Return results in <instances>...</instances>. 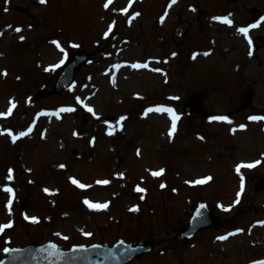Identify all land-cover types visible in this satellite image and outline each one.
<instances>
[{
  "label": "rangeland",
  "instance_id": "rangeland-1",
  "mask_svg": "<svg viewBox=\"0 0 264 264\" xmlns=\"http://www.w3.org/2000/svg\"><path fill=\"white\" fill-rule=\"evenodd\" d=\"M77 50L92 57L74 85L36 99ZM196 92L205 111L189 115ZM13 102L0 116V227L12 225L0 258L31 241L122 238L155 244L128 264L264 261V120L249 119L264 116V0H0V113ZM154 107L180 117L174 134ZM201 201L220 225L176 239Z\"/></svg>",
  "mask_w": 264,
  "mask_h": 264
},
{
  "label": "water",
  "instance_id": "water-1",
  "mask_svg": "<svg viewBox=\"0 0 264 264\" xmlns=\"http://www.w3.org/2000/svg\"><path fill=\"white\" fill-rule=\"evenodd\" d=\"M90 53L75 52L68 58L65 68L51 91L56 93L68 88L74 81L79 68L90 58ZM184 109L192 112L201 109V96H194L186 103ZM203 206V207H202ZM218 224L217 218L206 204L200 205L191 222L181 229L177 237H189L198 231ZM153 244L145 241L123 242L115 245L74 246L69 250L58 247L55 243L30 244L26 247L14 248L0 264H126L137 255H142L153 248Z\"/></svg>",
  "mask_w": 264,
  "mask_h": 264
},
{
  "label": "snow or ice",
  "instance_id": "snow-or-ice-1",
  "mask_svg": "<svg viewBox=\"0 0 264 264\" xmlns=\"http://www.w3.org/2000/svg\"><path fill=\"white\" fill-rule=\"evenodd\" d=\"M39 2H40V3H46L47 0H39ZM171 2H172V4H175V3L177 2V0H171ZM108 3L111 4V3H112V0H108ZM107 6H108V5H106V7H107ZM6 10H7V9H5V11H6ZM123 11H124L125 13H127L128 10H127V9H124ZM135 15L138 16L139 13H136ZM132 18L134 19L135 16H133ZM215 19H218V20H220L221 22L226 23V24H229V25L232 24L231 19L228 18V17H224V18H215ZM161 22H163V18H161ZM258 26H259L258 24H253V25H251L252 28H255V27H258ZM16 31L19 32V31H21V29L17 28ZM238 31H239L240 33L244 34V35L247 37V34H248V31H249V28H240ZM249 43L251 44V39H250V38H249ZM173 55H175V54H173ZM205 55H208V53H205ZM250 55H251V53H250ZM193 58H195V56H194ZM57 66H58V65H57ZM133 67H147V64H143V65H133ZM157 71H159V70H157ZM4 74L6 75L7 73H4ZM15 107H16V105H15V103L13 102L12 105H11V107L9 108L8 112H7V113H0V116L11 115V114H12V111H13V109H14ZM60 111H67V112H70V111H74V109H72V108H64V109H61ZM88 111L91 112V111H93V109H92V108H88ZM149 111H165V112H169L170 115H171V117H172V128H171L170 135L175 133V131H176V122L180 119V117H179L178 115H176L175 112H174L173 110L168 109V108H156V109H149ZM57 115H58V113H57ZM123 119H124V118L122 117V118H121V121H122ZM213 119H217V120H226V121H228L229 123H231V121L228 120L227 117H214ZM249 119H251V120H264V116H262V117H256V116H253V117H250ZM244 127H245L244 125H241V128H244ZM30 132H31V128L28 130V132L20 133V136L28 135ZM110 134H111V133H110ZM20 136L13 135V136H12L13 142H15V140L19 139ZM260 162H261V161H256L255 163H251V164H244V163H242V164H240V165L237 166L236 171H237V173H240L241 168H245V167H247V168L256 167ZM162 174H163V170H160V171H158V172H154V173H153V175H155V176H159V175H162ZM8 179H9V180L12 179L11 174H9ZM209 180H211V177H207V178H205V179L198 180V181H196L195 183L203 184V183H207ZM241 180H242V183H241V192H242V191H243V177H241ZM73 183L78 184L80 187H86V186L83 185V184H79V182L76 181V180H73ZM98 183H105V184H106V183H109V182H108V181H100V182H98ZM162 187H163V185H162ZM5 190L8 191V192H10V193H12L13 198L15 197V193H14V190H13V189H11V188H7V189H5ZM45 191L47 192V191H49V190L45 189ZM137 191L143 192L144 189H141V188L138 187V188H137ZM239 195H240V194H238V196H239ZM85 203L88 204V206H89L90 208H94V209H106V208L108 207V204H107V203H105V204H93V203H91V202H89V201H85ZM236 203H239V199H237ZM8 207H9V209H11V201L9 202ZM202 207H203V206H202ZM132 210H133V211H136V210H138V209H132ZM26 219H28V217H26ZM31 219H32L33 222H38L36 218H31ZM11 226H12L11 224H7V225H4L3 227H0V232H2L5 228H9V227H11ZM234 234H235V233H229L228 235H234ZM227 238H228L227 236L218 237V239H220V240H225V239H227ZM5 251H9V250H8V249H5ZM258 264H264V261L258 262Z\"/></svg>",
  "mask_w": 264,
  "mask_h": 264
},
{
  "label": "bare ground",
  "instance_id": "bare-ground-1",
  "mask_svg": "<svg viewBox=\"0 0 264 264\" xmlns=\"http://www.w3.org/2000/svg\"><path fill=\"white\" fill-rule=\"evenodd\" d=\"M13 32V28L12 27H6L3 29L2 31V35L3 36H6L8 33H12ZM232 35H234V37H240V36H243L244 34L240 33L239 31H236V30H232L231 31ZM254 64H251L249 68H253ZM152 109H156L155 107L152 108ZM154 115L156 116H164V115H168L170 116V113L169 112H165V111H151ZM53 114H49L47 115L46 119L49 121V120H52L53 119Z\"/></svg>",
  "mask_w": 264,
  "mask_h": 264
}]
</instances>
